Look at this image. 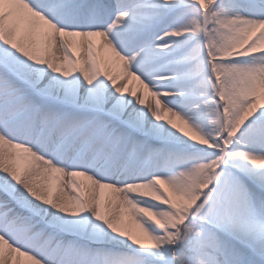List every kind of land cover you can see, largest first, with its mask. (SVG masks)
<instances>
[{"label":"snow or ice","instance_id":"snow-or-ice-1","mask_svg":"<svg viewBox=\"0 0 264 264\" xmlns=\"http://www.w3.org/2000/svg\"><path fill=\"white\" fill-rule=\"evenodd\" d=\"M0 264H264V0H0Z\"/></svg>","mask_w":264,"mask_h":264}]
</instances>
